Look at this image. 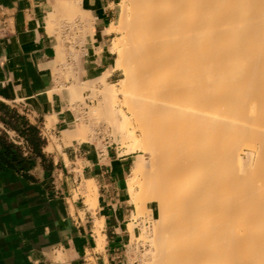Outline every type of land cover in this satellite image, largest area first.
Here are the masks:
<instances>
[{
	"label": "bare ground",
	"instance_id": "obj_1",
	"mask_svg": "<svg viewBox=\"0 0 264 264\" xmlns=\"http://www.w3.org/2000/svg\"><path fill=\"white\" fill-rule=\"evenodd\" d=\"M117 8V58L90 81L103 85L94 113L149 158L133 172L142 193L129 189L155 219L154 264H264V0ZM117 71L125 79L107 83Z\"/></svg>",
	"mask_w": 264,
	"mask_h": 264
},
{
	"label": "crops",
	"instance_id": "obj_2",
	"mask_svg": "<svg viewBox=\"0 0 264 264\" xmlns=\"http://www.w3.org/2000/svg\"><path fill=\"white\" fill-rule=\"evenodd\" d=\"M119 2L0 0V264L137 261L139 155L80 139L74 102L108 69ZM52 23L86 38L62 47Z\"/></svg>",
	"mask_w": 264,
	"mask_h": 264
},
{
	"label": "rangeland",
	"instance_id": "obj_3",
	"mask_svg": "<svg viewBox=\"0 0 264 264\" xmlns=\"http://www.w3.org/2000/svg\"><path fill=\"white\" fill-rule=\"evenodd\" d=\"M117 16H118V8H117V14H116L115 20ZM53 19H52V22H55ZM63 19L66 20V22L68 23L74 22L73 17H68L67 19L66 18H63ZM59 22L60 20H56V23H59ZM51 27L52 29L58 32L57 37L62 47L66 46L67 44H70L72 47H74L75 45L78 44L79 40L83 42V40H85L86 38V32L81 37H77L75 34L74 35L65 34L64 28H62L58 24L52 23ZM115 38H114V35H112V37L110 38V42L108 44L109 50L112 48L113 40ZM116 58H117L116 55L109 53V60H108L107 68L113 67L114 60ZM123 79H125L123 72L117 71L113 74V76H111L107 80V83H118L119 81ZM94 84H96V86ZM85 87L86 88L84 89V91L86 92L90 90V93L85 96L83 95L79 97L77 96L74 99V102H80L83 105L82 109L79 110V119L76 122V125L77 127H79L80 132H81V136L79 138L84 141H90V142L96 143L98 147L104 148L106 145H111L112 147L118 146V147H121L123 151L132 153L130 149L132 148L134 141L129 137L124 138L120 133H116L114 124L113 122H111L110 118L107 115L105 116L104 114L102 115V114L94 113L96 112V109L102 104L101 103L102 97L99 92H101L103 85L101 83L99 84V82L98 83L97 82H87L85 84ZM119 98H120L119 99L120 103L118 102V104L115 107L118 110L123 108L122 110L130 117V121L132 120L133 122L131 121L132 123L131 127H128V128L131 131L135 130V133L137 131L136 136L138 140H140L141 137L138 131L139 125L137 122H135V119L130 114L127 108L128 106L121 105L124 103L123 96L120 95ZM86 99H88L89 101H86ZM134 152L139 155V162H143V163L148 162L149 158L147 157L144 151L136 150ZM143 181H144V177L141 176V174L138 176H135L134 174L132 175L131 182L135 185L137 193H140V194L142 193L141 184H143ZM133 203L135 204L134 201ZM135 206L137 207L136 204ZM155 218L157 219L156 216ZM135 219L142 220L139 226V230L137 229L138 227H134L137 233L132 240V244L137 247V254H138V257L136 258L137 261L135 264H154L155 259H156L155 241L157 237L156 229L154 228L156 227L155 219L154 217H151V216L149 217V213L145 206L141 209V211L138 210L137 208V216ZM153 225L154 227H152ZM153 229L155 233H153ZM154 248H155V251L153 250Z\"/></svg>",
	"mask_w": 264,
	"mask_h": 264
}]
</instances>
